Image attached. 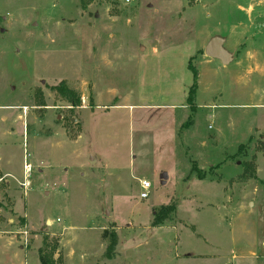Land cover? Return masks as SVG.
I'll return each mask as SVG.
<instances>
[{
  "label": "rangeland",
  "instance_id": "374dc122",
  "mask_svg": "<svg viewBox=\"0 0 264 264\" xmlns=\"http://www.w3.org/2000/svg\"><path fill=\"white\" fill-rule=\"evenodd\" d=\"M260 1L0 0V264H264Z\"/></svg>",
  "mask_w": 264,
  "mask_h": 264
},
{
  "label": "trees",
  "instance_id": "16d2710c",
  "mask_svg": "<svg viewBox=\"0 0 264 264\" xmlns=\"http://www.w3.org/2000/svg\"><path fill=\"white\" fill-rule=\"evenodd\" d=\"M188 68L192 72L193 80L192 84L189 87L186 102L187 104L194 109V100H195V92L197 87V78L198 73L195 67L188 61ZM54 90L60 94V96L66 100L72 107L77 106L80 102L79 96L76 94V92L70 88H68L63 82H60L57 86L54 87ZM195 172L197 173V177L199 179H202L204 177L203 172L201 171V168L192 166V168L188 171L186 174V180L191 177V174ZM176 210V204H162L157 209L153 210V220L152 225L158 226L162 224L166 219H169L170 216H172V213ZM116 245V237L113 234V238L109 241L104 256L106 258H111V254L113 251L114 246ZM38 261L39 264H56L54 259L52 258V253L48 252L46 250V242L45 246L39 248L38 250Z\"/></svg>",
  "mask_w": 264,
  "mask_h": 264
},
{
  "label": "water",
  "instance_id": "95a60500",
  "mask_svg": "<svg viewBox=\"0 0 264 264\" xmlns=\"http://www.w3.org/2000/svg\"><path fill=\"white\" fill-rule=\"evenodd\" d=\"M203 52L208 57L219 59L222 64H226L231 60V55L227 50L224 49L223 40L220 37H211L206 42ZM166 178V173H163V182H165Z\"/></svg>",
  "mask_w": 264,
  "mask_h": 264
},
{
  "label": "built area",
  "instance_id": "2783aa9c",
  "mask_svg": "<svg viewBox=\"0 0 264 264\" xmlns=\"http://www.w3.org/2000/svg\"><path fill=\"white\" fill-rule=\"evenodd\" d=\"M125 3L130 2V0H124ZM261 4L264 6V0L260 1ZM32 170V165L25 160H23L22 162V175H23V180L20 182V187L23 188L24 192L27 190L28 186H29V181H28V177L29 174ZM4 178V175L0 176V181ZM142 188H146L149 186V182L147 180H143L141 182ZM141 196L145 197L146 196V192H141Z\"/></svg>",
  "mask_w": 264,
  "mask_h": 264
},
{
  "label": "crops",
  "instance_id": "0c3cea01",
  "mask_svg": "<svg viewBox=\"0 0 264 264\" xmlns=\"http://www.w3.org/2000/svg\"><path fill=\"white\" fill-rule=\"evenodd\" d=\"M205 46V45H204ZM204 49V48H203ZM205 55V54H204ZM1 107V106H0ZM10 115H12V114H9V116ZM21 115V114H20ZM9 116H6V115H4L3 117H2V120L4 121V120H7L8 118H9ZM1 171V170H0ZM2 173V172H1ZM2 175H4V174H2ZM23 192H24V190H23ZM50 222V221H49Z\"/></svg>",
  "mask_w": 264,
  "mask_h": 264
}]
</instances>
